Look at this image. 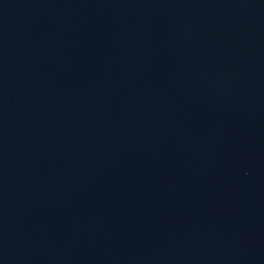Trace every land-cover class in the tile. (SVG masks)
I'll list each match as a JSON object with an SVG mask.
<instances>
[{
	"label": "water",
	"instance_id": "water-1",
	"mask_svg": "<svg viewBox=\"0 0 264 264\" xmlns=\"http://www.w3.org/2000/svg\"><path fill=\"white\" fill-rule=\"evenodd\" d=\"M0 264H264V0H0Z\"/></svg>",
	"mask_w": 264,
	"mask_h": 264
}]
</instances>
